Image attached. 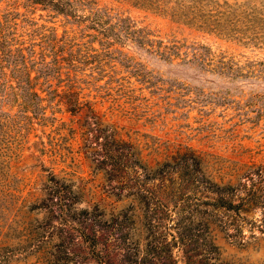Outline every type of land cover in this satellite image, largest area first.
Returning <instances> with one entry per match:
<instances>
[{
    "label": "rangeland",
    "instance_id": "374dc122",
    "mask_svg": "<svg viewBox=\"0 0 264 264\" xmlns=\"http://www.w3.org/2000/svg\"><path fill=\"white\" fill-rule=\"evenodd\" d=\"M10 1L0 0V11ZM92 1L180 52L201 43L264 72V0H72L74 13ZM29 7L74 48L90 39L82 17ZM119 48L127 57L101 55L96 78L91 63L81 66L73 80L82 104L73 113L53 95L41 102L45 118L27 124L0 90V264H264V205L215 207L203 186L189 192L173 171L147 179L140 166L193 154L203 176L238 177L246 189L264 169V74L231 76ZM81 231L95 237L98 258Z\"/></svg>",
    "mask_w": 264,
    "mask_h": 264
},
{
    "label": "trees",
    "instance_id": "16d2710c",
    "mask_svg": "<svg viewBox=\"0 0 264 264\" xmlns=\"http://www.w3.org/2000/svg\"><path fill=\"white\" fill-rule=\"evenodd\" d=\"M131 2L138 3L142 0ZM35 3L42 9L48 8L52 11V14L48 13L49 16L61 14L64 15L63 20L82 17L87 22L84 25L92 30L88 35L90 39L84 41V43L88 41L84 47L74 48L68 35L57 34L53 25L38 24L33 17L28 16L31 8L29 6ZM19 7L23 10L19 11ZM73 7L72 0H11L6 8L0 11V90L6 102L12 95L16 102V111L22 112L27 124H30L34 116L39 115L42 118L45 116L43 114L45 107L41 102L43 99L49 101L53 95L62 98L56 99L58 109L62 107L71 113L75 112L82 102L78 99L77 86L74 85L76 80L73 78L77 77V72L84 73V67L81 66L91 63L89 76L91 78L100 76L103 72L100 56H106L113 51L125 55L119 48L122 44L143 49L170 61L178 58L179 62L195 63L206 70L219 73L229 71L231 76L259 77L260 74H264L260 70L255 72L256 68L248 61L242 65L231 62L230 58L213 53L208 46L201 43H191L180 52L176 43L167 44L161 39L150 37L149 33L143 27L137 26L128 15L97 6L93 1L86 5V13L81 15H76ZM76 22L75 24H79L78 19ZM92 41L98 46L94 47ZM61 76L65 78V83L57 85L58 87L49 85V79ZM40 92H43V95ZM140 164L147 179L160 177L163 171H173L177 173L180 181L178 184H184L182 188L185 190L188 188L187 191L193 192L203 186L214 194L209 202L215 207L239 212L255 205H264V184L260 183L264 179V169L255 171L257 175L255 182L248 177L250 182L245 189L238 177L235 181L227 179L225 182H215L203 176L199 158L193 154L179 155L176 158L170 156L156 161L154 165ZM139 200L145 207L150 201L141 194ZM37 206L35 203L30 204V207ZM180 227L189 230L185 223H181ZM80 235L92 256L98 258L97 252L94 251L95 237L84 231H81Z\"/></svg>",
    "mask_w": 264,
    "mask_h": 264
}]
</instances>
